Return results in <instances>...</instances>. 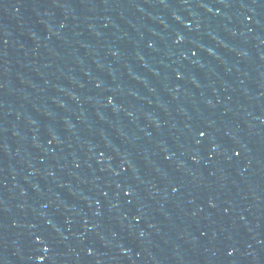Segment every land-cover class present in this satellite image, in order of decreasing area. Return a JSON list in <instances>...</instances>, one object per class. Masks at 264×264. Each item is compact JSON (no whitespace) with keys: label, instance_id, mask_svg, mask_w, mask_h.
<instances>
[{"label":"water","instance_id":"obj_1","mask_svg":"<svg viewBox=\"0 0 264 264\" xmlns=\"http://www.w3.org/2000/svg\"><path fill=\"white\" fill-rule=\"evenodd\" d=\"M0 264H264V0H0Z\"/></svg>","mask_w":264,"mask_h":264}]
</instances>
